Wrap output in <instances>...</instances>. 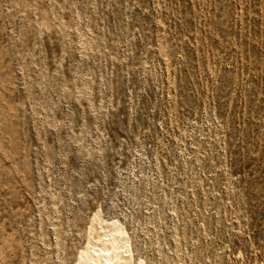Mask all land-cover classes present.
<instances>
[{
    "label": "rangeland",
    "instance_id": "rangeland-1",
    "mask_svg": "<svg viewBox=\"0 0 264 264\" xmlns=\"http://www.w3.org/2000/svg\"><path fill=\"white\" fill-rule=\"evenodd\" d=\"M264 264V0H0V264Z\"/></svg>",
    "mask_w": 264,
    "mask_h": 264
},
{
    "label": "bare ground",
    "instance_id": "bare-ground-1",
    "mask_svg": "<svg viewBox=\"0 0 264 264\" xmlns=\"http://www.w3.org/2000/svg\"><path fill=\"white\" fill-rule=\"evenodd\" d=\"M78 264H133L123 229L116 223H104L101 217L95 219L89 232L88 255H83Z\"/></svg>",
    "mask_w": 264,
    "mask_h": 264
}]
</instances>
